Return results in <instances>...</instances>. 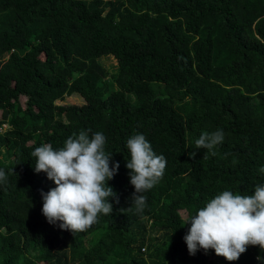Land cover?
<instances>
[{
	"label": "trees",
	"instance_id": "obj_1",
	"mask_svg": "<svg viewBox=\"0 0 264 264\" xmlns=\"http://www.w3.org/2000/svg\"><path fill=\"white\" fill-rule=\"evenodd\" d=\"M74 96L84 104L60 102ZM81 130L102 132L120 167L112 213L73 234L42 214L56 185L31 153ZM217 130L215 155L196 149ZM135 134L167 161L142 213L129 209ZM261 167L264 0H0V264H264L259 246L228 261L184 240L217 194L264 185Z\"/></svg>",
	"mask_w": 264,
	"mask_h": 264
},
{
	"label": "clouds",
	"instance_id": "obj_2",
	"mask_svg": "<svg viewBox=\"0 0 264 264\" xmlns=\"http://www.w3.org/2000/svg\"><path fill=\"white\" fill-rule=\"evenodd\" d=\"M223 139L222 130L203 132L195 140V147L215 155L213 149ZM105 142L102 132H95L89 138L88 133L81 130L78 136L74 133L67 138L58 150L45 143L31 153L36 158L35 172H45L56 185L47 193L41 192L42 214L50 224L59 222L61 229L75 234L96 223L101 213H112L113 205L108 198L115 193L107 182L114 177L120 164L117 162L110 167L111 157L105 154ZM126 147L130 152L126 167L131 170L130 183L135 188L129 209L142 213L146 206L143 193L159 182L167 161L153 151L143 134L130 137ZM189 155L195 158L196 152ZM203 158H207V152ZM259 171L264 173V167ZM6 180L5 172L0 170V182ZM189 223L191 227L184 240L192 255L199 249L205 253L214 249L217 256L236 261L249 245L264 249V185H256L252 195L222 191L187 219L186 224Z\"/></svg>",
	"mask_w": 264,
	"mask_h": 264
},
{
	"label": "rangeland",
	"instance_id": "obj_3",
	"mask_svg": "<svg viewBox=\"0 0 264 264\" xmlns=\"http://www.w3.org/2000/svg\"><path fill=\"white\" fill-rule=\"evenodd\" d=\"M105 60V57H103L101 59V61H104ZM110 61L107 62V64H109ZM112 63L113 64H116V61L115 60H112ZM131 98L133 100H135V97L132 95ZM21 102L23 104V106H25V103H26V99L25 97L21 98ZM61 103H64V104H77V105H82L84 104V99L81 97V96H74V97H68V98H65L64 100H61L60 101ZM13 192L16 193V189L15 187L13 188ZM183 213V216L186 217V213L185 212H182ZM144 252V250H143Z\"/></svg>",
	"mask_w": 264,
	"mask_h": 264
}]
</instances>
